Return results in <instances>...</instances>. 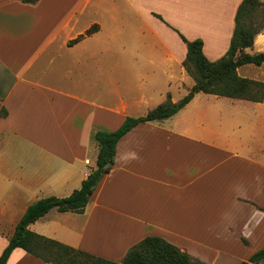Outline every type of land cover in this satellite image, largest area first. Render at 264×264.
Returning <instances> with one entry per match:
<instances>
[{
    "label": "crops",
    "instance_id": "obj_1",
    "mask_svg": "<svg viewBox=\"0 0 264 264\" xmlns=\"http://www.w3.org/2000/svg\"><path fill=\"white\" fill-rule=\"evenodd\" d=\"M242 1L0 0V155L5 138L36 147L34 164L14 167L11 186L0 185L13 190L12 204L32 189L40 196L28 197L7 235L0 217V255L32 200L67 197L95 168L96 131H114L193 87L181 37L201 40L209 61L225 55ZM234 101L197 93L174 116L127 133L84 212L51 210L75 243L61 242L113 262L147 237L204 264H242L263 249L264 163L232 149L220 120L207 125ZM6 264L47 263L16 248Z\"/></svg>",
    "mask_w": 264,
    "mask_h": 264
},
{
    "label": "trees",
    "instance_id": "obj_2",
    "mask_svg": "<svg viewBox=\"0 0 264 264\" xmlns=\"http://www.w3.org/2000/svg\"><path fill=\"white\" fill-rule=\"evenodd\" d=\"M37 0H23L34 3ZM91 27L86 35L96 31ZM264 29V3L260 0H243L236 11L235 26L229 47L223 57L209 61L202 52V41H186V56L182 65L193 79L194 85L179 101L172 102L170 96L143 116L126 117L114 131H96L93 139L98 146L95 168L82 181L79 189L63 198L46 197L29 205L17 224L8 243L0 255V264H6L11 252L22 249L47 264H204L187 253L158 237H147L131 247L120 262H113L80 249L40 236L29 226L51 210L60 213L81 214L103 176L114 164L116 145L137 125L160 122L183 109L197 93L261 103L264 100V82L241 77L238 69L246 65L264 64V52L249 54L254 37ZM81 38V37H80ZM80 38L70 42L72 44ZM6 110L0 109V118ZM242 264H264V248L253 253Z\"/></svg>",
    "mask_w": 264,
    "mask_h": 264
},
{
    "label": "rangeland",
    "instance_id": "obj_3",
    "mask_svg": "<svg viewBox=\"0 0 264 264\" xmlns=\"http://www.w3.org/2000/svg\"><path fill=\"white\" fill-rule=\"evenodd\" d=\"M260 1L264 3V0ZM246 52L249 54L264 52V29L254 37L253 47L246 50ZM238 74L244 78L264 82V64L260 67L253 65L241 67L238 70ZM234 102V105H230V103H224V105H221L220 114H218L217 110H213V117L209 114L210 118L207 120V125L210 128H216L217 122L220 120L221 131L227 132L228 134L233 133L234 135V141L231 142L233 143L232 149L245 148L246 150H249V155L260 157L261 162L264 163V105L242 100ZM193 112L194 111H192V113ZM241 142L244 143V146L241 145ZM34 148H36L34 142L23 139L22 137L19 139L16 138L14 141L9 140L8 138L4 139L3 152L0 155V182L3 180L2 184L5 183L11 186L14 177V167H21V169H24L30 164H34V159L32 157V150H34ZM12 193L13 190L11 188H3L0 185V217L3 218L4 227L7 226L5 230L6 235L8 234V231L11 230L10 227H12L13 223L18 220L17 217L19 211H22L25 207L24 203H27L28 197L34 199L40 197L36 195V190L32 189L28 194L22 195L23 197H21V199L23 204L19 205L12 204ZM34 201L35 200H32L29 205ZM9 209L11 211H8ZM49 214V218L48 216L41 218L38 220L37 224L31 225L30 230L36 234L45 233L48 238L54 239L58 242L66 241L74 245L75 242L73 240L64 236L65 231H63L64 229L62 227H66L65 225H67V221L61 219L57 220V224H54L52 222L56 220H54L53 214H56V212L51 211ZM49 221H51V225L48 227L46 223ZM6 237L8 239L10 238V236Z\"/></svg>",
    "mask_w": 264,
    "mask_h": 264
}]
</instances>
